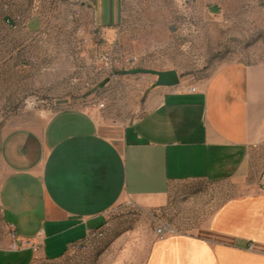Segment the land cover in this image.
Masks as SVG:
<instances>
[{"label":"crops","instance_id":"crops-1","mask_svg":"<svg viewBox=\"0 0 264 264\" xmlns=\"http://www.w3.org/2000/svg\"><path fill=\"white\" fill-rule=\"evenodd\" d=\"M123 3L94 0L83 28L117 46ZM196 87L150 92L143 114L125 124L76 109L38 130L0 126L5 224L56 260L105 230L109 212L125 201L150 211L165 207L178 185L245 183L253 155L264 154V61L227 64ZM4 252L18 255L14 263ZM35 255L0 249V264H32ZM145 264H264V189L223 203L196 235L155 237Z\"/></svg>","mask_w":264,"mask_h":264},{"label":"rangeland","instance_id":"rangeland-1","mask_svg":"<svg viewBox=\"0 0 264 264\" xmlns=\"http://www.w3.org/2000/svg\"><path fill=\"white\" fill-rule=\"evenodd\" d=\"M123 8V39L107 46L80 32L73 0H0V126L38 130L76 109L125 124L143 114L156 77L124 71L175 69L182 88L230 63L264 61V0H124ZM251 168L245 183L178 185L160 209L125 201L85 252L56 260L35 253L32 264H145L158 229L196 235L223 203L264 189V154ZM14 242L0 207V249L14 251ZM16 256L3 253L11 263Z\"/></svg>","mask_w":264,"mask_h":264},{"label":"built area","instance_id":"built-area-1","mask_svg":"<svg viewBox=\"0 0 264 264\" xmlns=\"http://www.w3.org/2000/svg\"><path fill=\"white\" fill-rule=\"evenodd\" d=\"M94 0H75L76 6H75V17L79 19H83L84 11L87 7L93 5ZM83 26L80 28V32L83 30ZM102 41L105 42L104 38H101ZM114 46V45H112ZM131 62L136 61L135 58L130 59ZM178 88L180 91L187 92V93H196L197 92V87L196 86H188V87H182L179 85ZM105 104L102 103L100 105V108H104ZM7 228L12 232L15 242L13 244V250L18 251L21 249H31L34 253H38L40 250V244L35 243L31 240H26L23 239L19 236L16 228L14 227L13 224H8ZM158 236L162 237L166 234V229L165 228H160L157 231ZM105 234L104 230H96V231H91L87 234V236L81 241L74 243L70 246L69 251L72 253H81L85 252L89 246L92 244V242L101 239Z\"/></svg>","mask_w":264,"mask_h":264},{"label":"water","instance_id":"water-1","mask_svg":"<svg viewBox=\"0 0 264 264\" xmlns=\"http://www.w3.org/2000/svg\"><path fill=\"white\" fill-rule=\"evenodd\" d=\"M124 74H149L156 77L155 82L150 86L149 92L157 89H170L176 88L180 85L181 79L178 72L175 69L168 70H153V69H143L135 68L132 70L124 71Z\"/></svg>","mask_w":264,"mask_h":264}]
</instances>
